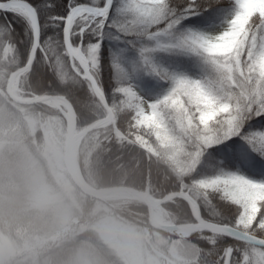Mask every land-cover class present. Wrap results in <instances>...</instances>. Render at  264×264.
<instances>
[{"label":"snow or ice","instance_id":"1","mask_svg":"<svg viewBox=\"0 0 264 264\" xmlns=\"http://www.w3.org/2000/svg\"><path fill=\"white\" fill-rule=\"evenodd\" d=\"M0 14V54L78 83L162 165L181 264H264V0H0Z\"/></svg>","mask_w":264,"mask_h":264},{"label":"rangeland","instance_id":"2","mask_svg":"<svg viewBox=\"0 0 264 264\" xmlns=\"http://www.w3.org/2000/svg\"><path fill=\"white\" fill-rule=\"evenodd\" d=\"M45 109L13 103L0 87V264H181L175 238L111 215L106 203L122 200L84 210L63 165L65 119Z\"/></svg>","mask_w":264,"mask_h":264},{"label":"trees","instance_id":"3","mask_svg":"<svg viewBox=\"0 0 264 264\" xmlns=\"http://www.w3.org/2000/svg\"><path fill=\"white\" fill-rule=\"evenodd\" d=\"M66 3V0H63ZM8 20L12 21L13 27L22 35L21 23L13 19L12 14H7ZM195 20L196 17H193ZM3 22V14H0V23ZM1 55V54H0ZM3 56L7 61L2 65L5 74L14 68L23 66V61L18 56ZM130 58L135 59V53H129ZM156 60L160 63L172 65L171 62H179L185 66L190 61L183 57H174L167 54H158ZM1 65V64H0ZM143 73L142 69H138ZM113 70H105L106 79H111ZM140 82L152 85L156 93H163L166 85L157 81L154 77L141 75ZM21 88L34 94H56L67 98L74 108L76 126L81 129L104 116L102 107L94 101L78 83L61 81L45 73L40 68H34L25 73L21 79ZM38 111H46L44 106H36ZM35 107V108H36ZM51 114L52 110L50 109ZM78 164L85 180L95 186L127 185L142 188L146 180L147 171H150V191L155 197L161 198L166 194V181L162 165L154 158L147 167L146 156L143 151L134 145H129L116 139L112 128L108 125L89 132L80 144ZM84 210H89L92 201L86 198ZM110 212L118 220L126 224L138 227H146L144 208L135 201H119L108 205ZM163 211L171 216V208L167 203L162 206ZM88 213V212H87Z\"/></svg>","mask_w":264,"mask_h":264},{"label":"water","instance_id":"4","mask_svg":"<svg viewBox=\"0 0 264 264\" xmlns=\"http://www.w3.org/2000/svg\"><path fill=\"white\" fill-rule=\"evenodd\" d=\"M28 69H29V67L23 66V67L15 70L14 72H12L10 74L8 81H7V84H6V93L8 94V96L13 101L21 103V104H26V105L44 103V101L46 99H52V98L60 99L61 101H64L67 104L68 112H67V115L65 117L66 133H65L64 144H63V163L65 166V170H66L67 174L69 175L73 184L83 194H85L86 196H89V197H93V198H101L102 196H106V195H110V194L112 195V194L121 193V192H127V193H131L132 195H135V198L142 203V206L144 207V210L146 211L147 224L152 229L162 231L163 233H167L169 235H173V233L176 231L173 223H166V222H162V221L159 222L153 218V214H154L155 210H158L159 206L166 202V200H165L166 196L163 199H155L150 195V191H149L150 173L149 172L147 174V179H146V182L143 186V189L138 190L136 188H133L130 186H125V185H113V186H109V187L93 188V187L89 186L83 180V178L79 175L80 173H79L78 168H76V170L78 172L75 171V169L73 167V163H74L75 167H77V164L75 161L76 160V153H77L78 145H79L80 141L82 140L83 136L87 132H89L95 128H98L105 123H108L112 126L115 137L117 138L116 127L111 121H109L105 117L104 119L99 120V121L87 126L86 128L82 129L81 131L77 132L76 127H75L74 110H73L71 104L67 101V99L65 97L57 96V95H38V96H34L30 99H21V98H17L15 96L11 95L8 91V87H9L11 79L14 76H19L20 74L27 71ZM75 138L76 139L78 138V141H77V144L74 148V151H72V149H73L72 145L74 143ZM146 157H147V162H149V158L147 155H146Z\"/></svg>","mask_w":264,"mask_h":264},{"label":"bare ground","instance_id":"5","mask_svg":"<svg viewBox=\"0 0 264 264\" xmlns=\"http://www.w3.org/2000/svg\"><path fill=\"white\" fill-rule=\"evenodd\" d=\"M10 92H11L12 94H15V86H14V84L11 85V87H10ZM45 102H46L49 106H53V107H55L56 109H58V110H60L61 112H63V114H64L65 116L67 115V112H68V106L66 105L65 102L61 101L60 99H56V98H54V99H48V100H46ZM76 143H77V140H76V138H75L74 143H73V145H72V148H73V149L75 148ZM73 149H72V151H73ZM72 153H73V152H72ZM73 167H74L75 171L77 172L74 163H73ZM132 196H134V195H132L131 193L121 192V193H119V195H114V196H110V197H107V198H130V197H132ZM155 218H156L157 220H159V219H160V216L155 214Z\"/></svg>","mask_w":264,"mask_h":264}]
</instances>
